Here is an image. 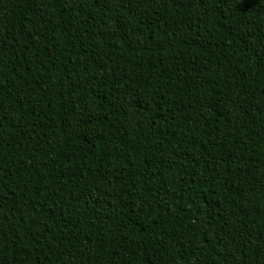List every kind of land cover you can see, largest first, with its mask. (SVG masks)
Here are the masks:
<instances>
[{
	"label": "trees",
	"instance_id": "16d2710c",
	"mask_svg": "<svg viewBox=\"0 0 264 264\" xmlns=\"http://www.w3.org/2000/svg\"><path fill=\"white\" fill-rule=\"evenodd\" d=\"M0 264H264V0H0Z\"/></svg>",
	"mask_w": 264,
	"mask_h": 264
}]
</instances>
